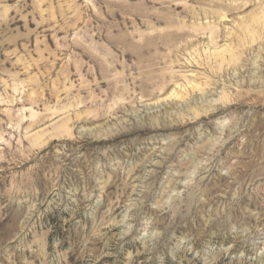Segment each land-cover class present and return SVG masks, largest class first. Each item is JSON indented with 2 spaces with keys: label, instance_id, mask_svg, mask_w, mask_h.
Wrapping results in <instances>:
<instances>
[{
  "label": "rangeland",
  "instance_id": "374dc122",
  "mask_svg": "<svg viewBox=\"0 0 264 264\" xmlns=\"http://www.w3.org/2000/svg\"><path fill=\"white\" fill-rule=\"evenodd\" d=\"M0 264H264V0H0Z\"/></svg>",
  "mask_w": 264,
  "mask_h": 264
},
{
  "label": "bare ground",
  "instance_id": "6f19581e",
  "mask_svg": "<svg viewBox=\"0 0 264 264\" xmlns=\"http://www.w3.org/2000/svg\"><path fill=\"white\" fill-rule=\"evenodd\" d=\"M251 31V30H250ZM254 32V31H253ZM196 88V87H195ZM64 126V125H63ZM63 126L61 127V126H59L60 127V130H61V128H63ZM70 126V125H69ZM56 129H57V127H56ZM64 129V128H63ZM66 129H67V127H66ZM60 130H55V131H60ZM71 130V129H70ZM66 134V133H65ZM65 134H63V135H65ZM67 135V134H66Z\"/></svg>",
  "mask_w": 264,
  "mask_h": 264
}]
</instances>
